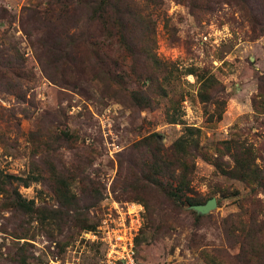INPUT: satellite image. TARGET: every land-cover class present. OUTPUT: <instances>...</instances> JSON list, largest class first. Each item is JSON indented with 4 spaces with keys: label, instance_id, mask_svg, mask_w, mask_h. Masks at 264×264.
Masks as SVG:
<instances>
[{
    "label": "rangeland",
    "instance_id": "1",
    "mask_svg": "<svg viewBox=\"0 0 264 264\" xmlns=\"http://www.w3.org/2000/svg\"><path fill=\"white\" fill-rule=\"evenodd\" d=\"M97 1L0 0V171L26 177L37 163L45 178L14 183L33 214L0 195V264H103L99 228L114 202L143 206L141 264H250L223 220L245 211L263 219L264 192L221 175L204 155L238 134L264 166V114L251 103L264 81V0H111L119 20L93 18ZM148 52L166 65L155 69ZM191 69L219 81L210 100H200ZM135 91L151 105L138 104ZM172 109L176 123L165 118ZM188 126L200 132L186 194L217 201L201 217L140 177L154 141L168 148ZM62 189L76 208L59 205ZM81 219L95 228L82 229Z\"/></svg>",
    "mask_w": 264,
    "mask_h": 264
},
{
    "label": "trees",
    "instance_id": "2",
    "mask_svg": "<svg viewBox=\"0 0 264 264\" xmlns=\"http://www.w3.org/2000/svg\"><path fill=\"white\" fill-rule=\"evenodd\" d=\"M118 1L120 0H114L115 4ZM111 5V0H98L89 10L91 16L95 18L96 15L99 14V17L103 20L110 17L119 20L122 14L120 10L114 7L116 10L112 13H108L111 12L109 11V6ZM129 12L131 11L129 10ZM118 25L122 26L123 24L119 23ZM124 26L127 29L130 27L128 23L124 24ZM146 55L155 69L158 70L166 65L157 58H154L151 52H148ZM188 71L187 73H191L197 78L200 100L202 102L210 100L212 97L211 93L220 85L215 75L207 70L191 69ZM260 81L262 82V79ZM262 84H264V81L259 84L257 92L254 94L251 102L255 116L264 114V88ZM133 98L143 107L150 106L152 103V96L142 91L133 92ZM215 102L219 110L216 111L217 113L213 111L212 114L213 116L215 114L216 119L219 120L221 118L222 109L224 108V102L223 99L216 100ZM165 118L169 123H176L177 118L174 109L167 111L165 113ZM199 132L198 129L192 126L186 127L185 133L176 138L168 148H164L161 144L154 141L152 154L150 156L151 160L147 165L149 171H146L145 168L144 172L140 174L144 182L152 184L159 192L180 205L183 203L188 205L201 204L210 199L186 194V191L190 190L189 174L192 172L189 171L186 160L190 157L191 151L198 148L196 135ZM151 138L150 136L147 139ZM139 146H148V144L139 142L138 147ZM258 157L259 153L254 146L244 138H241L238 134L217 141L214 144V152L212 154L205 153L204 155V159L221 175L239 180L251 189L257 188L264 192V166H259L256 162ZM39 169L37 163L31 164V173L26 177L0 171V195L6 196L7 200L3 203L6 207L19 210L25 214H33L36 212L34 202L22 197L17 189L14 188V183L19 182L20 185L28 187L33 181L38 182L45 180L42 171ZM57 194L60 206L66 209L71 207L76 208L74 199L67 198L64 189ZM132 198L143 201L141 197ZM239 208L244 209L242 205H239ZM39 214H43V211L40 210ZM196 217H201V215H196ZM45 218H47V216L43 214L40 219L44 220ZM57 218L58 215L54 217V219ZM63 219L67 218L63 217ZM70 220L73 224V218H70ZM82 223L83 220L81 219L78 225H82V229L91 230L95 228V224ZM223 225L225 232L228 234L235 235L237 238L242 237L239 256L244 263L264 264V218L259 219L252 212L245 211L236 218L232 216L224 218ZM64 242L65 244H63L61 248L67 245L68 239L66 238Z\"/></svg>",
    "mask_w": 264,
    "mask_h": 264
},
{
    "label": "built area",
    "instance_id": "3",
    "mask_svg": "<svg viewBox=\"0 0 264 264\" xmlns=\"http://www.w3.org/2000/svg\"><path fill=\"white\" fill-rule=\"evenodd\" d=\"M112 207L114 213L108 214L99 228L104 246L103 264H141L137 258L135 237L142 225V204L114 202ZM51 263L68 264L58 258Z\"/></svg>",
    "mask_w": 264,
    "mask_h": 264
},
{
    "label": "water",
    "instance_id": "4",
    "mask_svg": "<svg viewBox=\"0 0 264 264\" xmlns=\"http://www.w3.org/2000/svg\"><path fill=\"white\" fill-rule=\"evenodd\" d=\"M217 205L215 197L208 199L205 203L188 205V208L199 215L210 213Z\"/></svg>",
    "mask_w": 264,
    "mask_h": 264
}]
</instances>
